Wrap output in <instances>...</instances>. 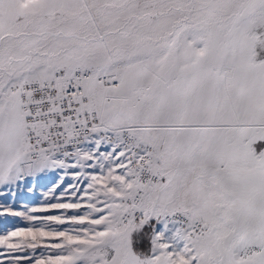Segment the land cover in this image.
<instances>
[{"label":"snow or ice","instance_id":"6c2138e0","mask_svg":"<svg viewBox=\"0 0 264 264\" xmlns=\"http://www.w3.org/2000/svg\"><path fill=\"white\" fill-rule=\"evenodd\" d=\"M0 264H264V0H0Z\"/></svg>","mask_w":264,"mask_h":264},{"label":"rangeland","instance_id":"374dc122","mask_svg":"<svg viewBox=\"0 0 264 264\" xmlns=\"http://www.w3.org/2000/svg\"><path fill=\"white\" fill-rule=\"evenodd\" d=\"M37 195H39V193H37Z\"/></svg>","mask_w":264,"mask_h":264}]
</instances>
